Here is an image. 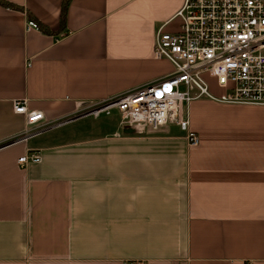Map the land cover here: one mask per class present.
Listing matches in <instances>:
<instances>
[{
	"label": "crops",
	"instance_id": "crops-1",
	"mask_svg": "<svg viewBox=\"0 0 264 264\" xmlns=\"http://www.w3.org/2000/svg\"><path fill=\"white\" fill-rule=\"evenodd\" d=\"M7 1L24 9L0 4V264H264V106L193 100L197 145L119 113L60 123L172 73L156 33L184 0H70L65 25L64 0Z\"/></svg>",
	"mask_w": 264,
	"mask_h": 264
},
{
	"label": "built area",
	"instance_id": "built-area-1",
	"mask_svg": "<svg viewBox=\"0 0 264 264\" xmlns=\"http://www.w3.org/2000/svg\"><path fill=\"white\" fill-rule=\"evenodd\" d=\"M174 18L180 19L179 29L166 31L160 26L154 49L157 58L172 63V73L91 104L76 116L98 118L117 110L121 126L136 133H155L173 123L187 132L191 145H197L200 139L189 118L193 100L206 97L225 104L264 106V0H184ZM28 28H38L37 22L29 21ZM205 76L224 91L215 95ZM13 109L25 115L30 133L40 130L42 111L29 110L20 99L14 100ZM40 161L39 152L19 158L24 165Z\"/></svg>",
	"mask_w": 264,
	"mask_h": 264
},
{
	"label": "trees",
	"instance_id": "trees-1",
	"mask_svg": "<svg viewBox=\"0 0 264 264\" xmlns=\"http://www.w3.org/2000/svg\"><path fill=\"white\" fill-rule=\"evenodd\" d=\"M69 2H70V0H64V2H63L62 11H61V23H62V25H65V23H66V16H67V10H68V6H69ZM0 4L3 6L15 8V9H21V10L24 9L22 6L12 4L11 2H9L7 0H0ZM28 15L30 18L34 17L30 12H28ZM37 23H38V26H40L39 28H41L43 31L50 32L49 28H47L46 26L41 24L38 20H37Z\"/></svg>",
	"mask_w": 264,
	"mask_h": 264
},
{
	"label": "rangeland",
	"instance_id": "rangeland-1",
	"mask_svg": "<svg viewBox=\"0 0 264 264\" xmlns=\"http://www.w3.org/2000/svg\"><path fill=\"white\" fill-rule=\"evenodd\" d=\"M205 77H206V80L208 81V83L210 85V89H211V83L214 84L215 83V80L214 79H211V77H209V76H205ZM117 113H118L117 110H113L110 115L102 114L100 119H105V118H110V117L113 118V116L116 115ZM120 123H121V116H120ZM145 128H147V127L145 126Z\"/></svg>",
	"mask_w": 264,
	"mask_h": 264
},
{
	"label": "water",
	"instance_id": "water-1",
	"mask_svg": "<svg viewBox=\"0 0 264 264\" xmlns=\"http://www.w3.org/2000/svg\"><path fill=\"white\" fill-rule=\"evenodd\" d=\"M84 116V115H83ZM83 116H76V118H72V119H70V120H74V119H78V118H80V117H83ZM70 120H64L63 122H60L61 124H63V123H65V122H69ZM125 131H127V132H134V130L133 129H131V128H126L125 129Z\"/></svg>",
	"mask_w": 264,
	"mask_h": 264
}]
</instances>
